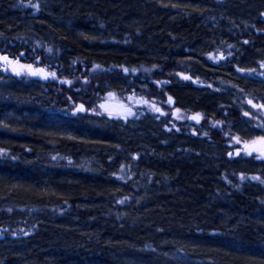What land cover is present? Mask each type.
<instances>
[{"label":"trees","instance_id":"trees-1","mask_svg":"<svg viewBox=\"0 0 264 264\" xmlns=\"http://www.w3.org/2000/svg\"><path fill=\"white\" fill-rule=\"evenodd\" d=\"M263 16L264 0H0V58L55 72L0 71V264H264V158H228L264 140L244 116L264 105ZM75 86L145 115H74Z\"/></svg>","mask_w":264,"mask_h":264},{"label":"rangeland","instance_id":"rangeland-1","mask_svg":"<svg viewBox=\"0 0 264 264\" xmlns=\"http://www.w3.org/2000/svg\"><path fill=\"white\" fill-rule=\"evenodd\" d=\"M264 18V16H263ZM4 64H0V71H3L6 75H11L15 78L21 79V78H28V79H55V72L50 71L49 69L43 68L47 72L45 77H41V74L38 73H30L29 69H35L38 68L35 65L26 62L25 60H22V58H15V59H8L3 58ZM42 69V68H40ZM178 78L184 82L190 83L193 86L197 88H208L211 90H215V88L208 84L205 80L191 76L190 74L186 73H180L177 75ZM154 85L158 89H163L164 87L168 86L169 83L167 81H161V82H154ZM86 86V84H85ZM82 86H75V89L73 90L76 92L75 99L71 97L69 99V106L72 111V114L78 115V114H85L90 113L92 115L96 116H106L109 119L112 120H118L121 122H128L132 120L133 118H138L140 116H144L145 112L142 111L140 108L145 105L143 99L138 97H130L128 100L129 102L123 103L119 102L115 96L114 93H108L103 97H93L92 95H86L84 94L86 91L81 89ZM86 89V88H84ZM88 92V90H87ZM166 100L163 103L153 102L157 103L158 105L165 108V110L170 111L171 109H174L175 106V99L170 96L166 95ZM98 98V99H97ZM110 103H117L121 106H125L130 108V112L121 113L119 111L115 112L111 108H107V105ZM245 106L247 108V112L244 114V116L253 122H255L257 128H262L264 126V105L255 100V99H246L245 100ZM191 114H181L177 112L175 115V120L180 122L182 126L186 129L192 130V129H198V125H194L198 121H195L194 119L189 120V116ZM165 129L167 131L176 130L178 131L180 128L175 123L168 124ZM261 141V140H260ZM257 144H249L247 145V148H239L234 145H232L233 148H231V151L228 154L229 159H236L239 157H243L246 155H254L259 154L257 157L258 159L264 158V140L260 142V146ZM7 230L4 228H0V240L4 239L6 237Z\"/></svg>","mask_w":264,"mask_h":264},{"label":"water","instance_id":"water-1","mask_svg":"<svg viewBox=\"0 0 264 264\" xmlns=\"http://www.w3.org/2000/svg\"><path fill=\"white\" fill-rule=\"evenodd\" d=\"M0 64H4V60L2 58H0ZM30 73H40L41 72V75L42 76H45L46 75V71L43 70V69H40V68H35V69H29L28 70ZM112 108L113 110H117L121 113H125V112H130V108L128 107H125V106H121L117 103H110L107 105V108ZM158 110V109H157ZM159 111V110H158ZM195 117V118H194ZM194 119L195 121H198L199 117L198 115L196 114H191L189 116V120H192Z\"/></svg>","mask_w":264,"mask_h":264},{"label":"bare ground","instance_id":"bare-ground-1","mask_svg":"<svg viewBox=\"0 0 264 264\" xmlns=\"http://www.w3.org/2000/svg\"><path fill=\"white\" fill-rule=\"evenodd\" d=\"M38 74H41V72H40V73H38ZM46 74H47V72H46ZM45 76H46V75H45ZM45 76H42V75H41V77H45Z\"/></svg>","mask_w":264,"mask_h":264},{"label":"snow or ice","instance_id":"snow-or-ice-1","mask_svg":"<svg viewBox=\"0 0 264 264\" xmlns=\"http://www.w3.org/2000/svg\"><path fill=\"white\" fill-rule=\"evenodd\" d=\"M195 118V117H194Z\"/></svg>","mask_w":264,"mask_h":264}]
</instances>
